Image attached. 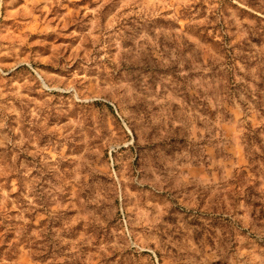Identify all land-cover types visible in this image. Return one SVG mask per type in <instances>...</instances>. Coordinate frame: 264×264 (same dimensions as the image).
I'll return each instance as SVG.
<instances>
[{"label": "rangeland", "instance_id": "rangeland-1", "mask_svg": "<svg viewBox=\"0 0 264 264\" xmlns=\"http://www.w3.org/2000/svg\"><path fill=\"white\" fill-rule=\"evenodd\" d=\"M0 264H264V0H0Z\"/></svg>", "mask_w": 264, "mask_h": 264}]
</instances>
